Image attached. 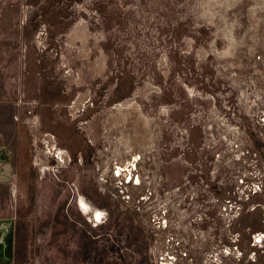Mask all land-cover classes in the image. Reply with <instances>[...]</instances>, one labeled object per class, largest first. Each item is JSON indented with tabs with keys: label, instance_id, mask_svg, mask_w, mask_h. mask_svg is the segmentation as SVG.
<instances>
[{
	"label": "rangeland",
	"instance_id": "rangeland-1",
	"mask_svg": "<svg viewBox=\"0 0 264 264\" xmlns=\"http://www.w3.org/2000/svg\"><path fill=\"white\" fill-rule=\"evenodd\" d=\"M0 165V264H264V0H0Z\"/></svg>",
	"mask_w": 264,
	"mask_h": 264
},
{
	"label": "crops",
	"instance_id": "crops-1",
	"mask_svg": "<svg viewBox=\"0 0 264 264\" xmlns=\"http://www.w3.org/2000/svg\"><path fill=\"white\" fill-rule=\"evenodd\" d=\"M7 168L8 165H0V217L8 214L9 204L12 200V197H10L12 195L11 183L3 177L8 170Z\"/></svg>",
	"mask_w": 264,
	"mask_h": 264
},
{
	"label": "built area",
	"instance_id": "built-area-1",
	"mask_svg": "<svg viewBox=\"0 0 264 264\" xmlns=\"http://www.w3.org/2000/svg\"><path fill=\"white\" fill-rule=\"evenodd\" d=\"M165 222V220H162L160 224L162 226H165ZM175 261L176 257L171 251H164L159 254V262L161 264H173L175 263Z\"/></svg>",
	"mask_w": 264,
	"mask_h": 264
},
{
	"label": "bare ground",
	"instance_id": "bare-ground-1",
	"mask_svg": "<svg viewBox=\"0 0 264 264\" xmlns=\"http://www.w3.org/2000/svg\"><path fill=\"white\" fill-rule=\"evenodd\" d=\"M86 207V206H85Z\"/></svg>",
	"mask_w": 264,
	"mask_h": 264
}]
</instances>
